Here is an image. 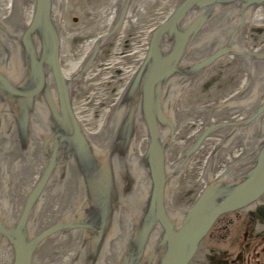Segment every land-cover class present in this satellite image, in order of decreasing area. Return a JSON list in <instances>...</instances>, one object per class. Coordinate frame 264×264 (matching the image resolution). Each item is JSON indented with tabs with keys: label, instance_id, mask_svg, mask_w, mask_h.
<instances>
[{
	"label": "water",
	"instance_id": "obj_1",
	"mask_svg": "<svg viewBox=\"0 0 264 264\" xmlns=\"http://www.w3.org/2000/svg\"><path fill=\"white\" fill-rule=\"evenodd\" d=\"M261 1L180 0L94 131L59 63L72 0L0 18V264H180L264 187Z\"/></svg>",
	"mask_w": 264,
	"mask_h": 264
},
{
	"label": "bare ground",
	"instance_id": "obj_2",
	"mask_svg": "<svg viewBox=\"0 0 264 264\" xmlns=\"http://www.w3.org/2000/svg\"><path fill=\"white\" fill-rule=\"evenodd\" d=\"M23 0H13V3L10 4L9 11L8 7L6 11L0 12V18L10 14L11 12L19 9ZM117 3L116 8H120V12H118L119 17L116 21V24L111 25L112 30L106 34H102L99 36L95 41L90 40L87 43V47H89L92 52L86 54V59L83 60V63H80V58L75 62V58L68 56L66 53V45L64 40L62 39L63 36V29L65 28L66 23L62 25V30L60 34L59 40V63L62 69L63 74L65 75L71 90L73 92V98L75 96V86H78V83L83 80L81 77L86 76L88 78H93L96 74L99 73L98 71H102V76L106 77L107 79H114L121 83L122 90L128 84L133 76H135L138 72H140L144 61L151 49V42L149 39V32L154 29L155 27L161 25L162 23L166 22L174 15L177 7L179 6L180 0L176 3L177 5L172 8V12L166 19L158 20L154 25H148L144 23H140V12L136 10L135 12V21L132 18H127V26L128 29H120L121 22L126 19L125 16V9L127 8V4L129 0H119ZM37 19V7L35 0H28L27 5V15L26 20L27 23L33 24L34 21ZM137 22V24H136ZM139 22V23H138ZM147 23V22H146ZM126 32H138V35L133 37V34L130 38L123 39L120 38L119 44L116 49L113 50V47L110 45L116 39L117 34H121L123 31ZM67 37V34H66ZM69 38V37H68ZM122 42H121V41ZM116 43V41H114ZM244 42L245 45L251 50H259L264 47V0L259 2L254 11L252 12L250 18L247 20L245 29H244ZM88 48V50H89ZM103 48L105 50H103ZM87 50V51H88ZM99 52V53H98ZM103 52H109L111 57L107 60L106 56ZM100 53L102 55H100ZM71 59V61H70ZM101 60H105L106 64L101 65ZM66 61V62H65ZM109 61H112L110 63ZM93 67L96 69L93 70ZM100 67V68H99ZM99 68V69H98ZM95 71V73H93ZM91 72V73H90ZM93 73V74H92ZM104 79V78H103ZM82 86V85H81ZM96 89V88H95ZM78 90V89H77ZM76 90V92H78ZM116 90L117 95L115 98V102H112L113 105L110 107H114L117 101L119 94L122 92ZM107 98V95L104 99ZM87 101H90L87 106H80L77 103H73L74 111L76 117L78 119L79 124L83 125L84 127L94 131L97 128L101 127L105 122V117H102L103 122H99L97 124L98 119L100 117V112H97L96 109L98 105L92 103L90 97H87ZM111 103V104H112ZM79 106V107H78ZM96 106V107H95ZM77 107V108H76ZM86 108H93L95 109L91 114L86 116ZM107 111V110H106ZM94 116V117H93ZM91 117V119H90ZM88 119L89 121H87ZM101 121V119H100ZM93 123V124H92ZM94 125H97L96 127ZM221 220H228L224 223H239L242 225V234L244 235L245 245H243V251L245 250L246 245L252 246V244L263 245L264 248V187L256 192L255 194L251 195L250 197L243 200L238 205L226 208L224 211L220 212L219 214H215L207 223L199 237L197 238L196 242L194 243L193 247L191 248L190 252L184 258V260L180 264H203L204 259H206L209 255L213 252L218 253L219 249H222L221 246H225L224 243L220 244L221 240L215 233L214 229L217 225L216 223ZM251 225V226H250ZM216 230V229H215ZM228 229H226L227 231ZM217 236V237H216ZM258 249H256L257 251ZM259 251V250H258ZM261 252V251H259ZM264 253V251H263ZM225 255H227L225 253ZM264 256V255H263ZM247 257V258H246ZM253 258V257H252ZM236 263L237 259L235 257L232 258ZM250 260V256L245 255V261ZM260 262V261H259ZM222 262H215V264H220ZM253 262H246L245 264H250ZM261 263L264 264V258L261 260ZM213 264V263H212ZM225 264V263H224Z\"/></svg>",
	"mask_w": 264,
	"mask_h": 264
},
{
	"label": "rangeland",
	"instance_id": "obj_3",
	"mask_svg": "<svg viewBox=\"0 0 264 264\" xmlns=\"http://www.w3.org/2000/svg\"><path fill=\"white\" fill-rule=\"evenodd\" d=\"M118 1L119 0H72L70 13L64 22L66 25L63 29L62 39L66 45V53H68V56L70 55V57L73 56L75 62L78 60L77 58H80V63H83V60L86 59V54L92 52L89 48L90 46H86L90 40L95 41L102 34H106L109 30H112L111 25L116 24V21L118 20L117 18L119 17L118 12H120V8H116V4L119 3ZM177 2L178 0H129V3L127 4L128 6L125 9L126 19L121 22L120 29H128V26L126 25L127 18H132L135 21L136 18L133 16H135L134 14L136 10H139L140 12V23L145 22V24L154 25L158 20L166 19L172 12V8L177 5ZM11 3H13V0H0V12L6 11L7 7L9 11H11L9 8ZM132 34L134 37L138 35V32H126L124 30L121 34L118 33L114 40L116 43L113 41V43L110 44L113 47V50L119 45L117 42H119L120 38H122L124 42L125 39L130 38ZM103 50L105 49L103 48ZM103 53L105 57L109 56L106 57L107 60L114 56L109 52ZM100 55L102 54L100 53ZM109 62L112 63V61ZM100 64L104 65L106 64V61L101 60ZM95 69L96 68L93 67V70ZM98 72V74L95 73V71L93 72L96 75L92 79L88 78L87 75L81 77L83 80L78 83V86L74 87L76 90L78 89V92L75 90L74 93L77 94H75L73 98V103H77L80 108L82 106H87L90 102L87 101V97H90L92 103L98 105L97 107L99 108H95L97 112H100L97 124L103 122L104 119L106 121L110 116L114 108L112 106L110 107V105H113L112 102H115L117 95L116 90H118V92L122 90L120 86L121 83L117 80L107 79L102 76V71ZM106 95L107 98L104 99ZM95 109L86 108L82 110H86V116H88L93 114L92 112ZM103 116L106 117L102 120ZM86 120L89 121L88 119ZM94 126L96 127L97 125Z\"/></svg>",
	"mask_w": 264,
	"mask_h": 264
},
{
	"label": "flooded vegetation",
	"instance_id": "obj_4",
	"mask_svg": "<svg viewBox=\"0 0 264 264\" xmlns=\"http://www.w3.org/2000/svg\"><path fill=\"white\" fill-rule=\"evenodd\" d=\"M226 221L228 220H219L215 226L216 230L214 229L221 240L220 244L224 243L225 246H221L222 249H219L218 253L213 252L212 254H208L209 256L201 262L203 264H215V262H222L220 264H245L246 262L254 261V263L250 264H263L261 263V260L264 258L263 245L258 246L256 243L252 244V246L246 245L243 251L242 244L245 243L246 239H244V235L242 234V225L234 222L224 225ZM226 229L228 230L226 231ZM256 249L261 252L256 251ZM245 255L250 256V260L245 261ZM233 257L237 259L238 263L232 259Z\"/></svg>",
	"mask_w": 264,
	"mask_h": 264
}]
</instances>
